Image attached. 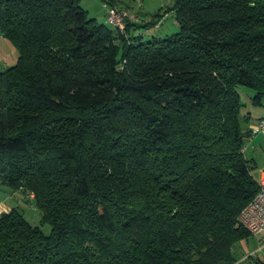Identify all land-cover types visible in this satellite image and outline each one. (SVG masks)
Segmentation results:
<instances>
[{"label": "trees", "instance_id": "obj_1", "mask_svg": "<svg viewBox=\"0 0 264 264\" xmlns=\"http://www.w3.org/2000/svg\"><path fill=\"white\" fill-rule=\"evenodd\" d=\"M168 9L178 30L142 39L160 13L121 31L80 0H0V32L18 52L0 70V185L21 189L51 228L21 206L2 211L0 264L241 258L249 232L237 217L259 180L238 88L264 103V0Z\"/></svg>", "mask_w": 264, "mask_h": 264}, {"label": "rangeland", "instance_id": "obj_2", "mask_svg": "<svg viewBox=\"0 0 264 264\" xmlns=\"http://www.w3.org/2000/svg\"><path fill=\"white\" fill-rule=\"evenodd\" d=\"M173 3L174 0H122V3L118 6L139 16V22L150 20L156 13L162 15L158 25L148 28L140 27L139 32L142 34V39H147L152 36L163 38L178 30L179 26L174 11L168 9L172 7ZM80 4L88 11L89 16L96 17L99 22L115 29V25L105 20L107 10L105 0H80ZM17 56L18 52L15 46L0 32V70L14 64ZM238 89L244 112L248 111L253 119L264 114V103L255 104L252 102L253 91L250 87L241 85ZM247 152L249 150H246ZM252 173L255 175V172ZM0 186L6 188L4 185ZM18 195L19 193H16V197ZM20 206L24 208L25 214L31 223L39 225L45 234L50 232V225L41 222L40 211L35 204L30 205L22 201ZM239 245L238 250L241 252V258L236 264H246L257 257L264 259V233L254 235L249 233L248 240H242Z\"/></svg>", "mask_w": 264, "mask_h": 264}, {"label": "built area", "instance_id": "obj_3", "mask_svg": "<svg viewBox=\"0 0 264 264\" xmlns=\"http://www.w3.org/2000/svg\"><path fill=\"white\" fill-rule=\"evenodd\" d=\"M105 19L115 25L119 30H124L126 22L138 20V16L128 9L107 6ZM264 128V119H260L253 128L256 132ZM238 223L251 235L264 233V177L259 180V189L255 196L241 209L237 217Z\"/></svg>", "mask_w": 264, "mask_h": 264}, {"label": "crops", "instance_id": "obj_4", "mask_svg": "<svg viewBox=\"0 0 264 264\" xmlns=\"http://www.w3.org/2000/svg\"><path fill=\"white\" fill-rule=\"evenodd\" d=\"M260 119H264V114L256 118H251L248 127L250 129L254 128ZM246 150L249 152L246 153ZM244 152L247 156L255 159V167L252 172H255L256 178L260 180L264 177V128L256 132H252V134L248 137L246 145L244 147ZM16 193H19L18 197H16ZM25 194L21 189L10 190L9 188H4L0 186V214L2 211H7L13 206H20L21 202H25L24 200ZM28 199H31V194L26 196ZM27 204H33L28 202Z\"/></svg>", "mask_w": 264, "mask_h": 264}]
</instances>
